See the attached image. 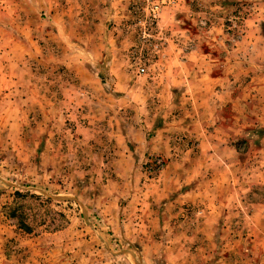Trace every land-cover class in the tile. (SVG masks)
Segmentation results:
<instances>
[{
	"label": "rangeland",
	"instance_id": "1",
	"mask_svg": "<svg viewBox=\"0 0 264 264\" xmlns=\"http://www.w3.org/2000/svg\"><path fill=\"white\" fill-rule=\"evenodd\" d=\"M0 264H264V0H0Z\"/></svg>",
	"mask_w": 264,
	"mask_h": 264
},
{
	"label": "crops",
	"instance_id": "2",
	"mask_svg": "<svg viewBox=\"0 0 264 264\" xmlns=\"http://www.w3.org/2000/svg\"><path fill=\"white\" fill-rule=\"evenodd\" d=\"M146 143H148V142H146ZM146 150H150V152H151L150 154H158L161 151V150H159L158 146L155 143H152L149 146H145V147H143V149H140L141 153H143V151H146Z\"/></svg>",
	"mask_w": 264,
	"mask_h": 264
},
{
	"label": "built area",
	"instance_id": "3",
	"mask_svg": "<svg viewBox=\"0 0 264 264\" xmlns=\"http://www.w3.org/2000/svg\"><path fill=\"white\" fill-rule=\"evenodd\" d=\"M140 72H144V69H143V68H141V69H140Z\"/></svg>",
	"mask_w": 264,
	"mask_h": 264
}]
</instances>
